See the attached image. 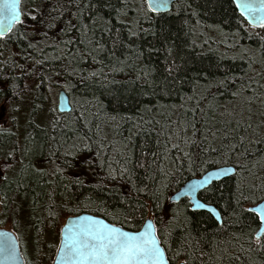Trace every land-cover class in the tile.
<instances>
[{"label":"snow or ice","instance_id":"1","mask_svg":"<svg viewBox=\"0 0 264 264\" xmlns=\"http://www.w3.org/2000/svg\"><path fill=\"white\" fill-rule=\"evenodd\" d=\"M174 2L40 0L36 4L33 0V6L24 12L21 0H0V41H18L21 47L17 54L23 61H0V93L5 99H15L23 91L17 90L13 82L17 79L12 75L15 69L25 79H38L37 88L47 82L51 91L53 84L58 85L62 89L61 115H56V108H50L53 119L48 122L52 129L48 137L49 154L59 160L53 174L62 177L65 169H78L71 184L78 205L97 204L103 208L111 198L119 203V209L111 214L115 223L91 214L65 219L58 230L56 264H196V261L211 264L214 260L234 264L241 260V255L264 251V195L259 201L255 197L257 192L264 193V135L258 131L264 128V107L259 110L260 120L254 126L257 114L254 108L257 104L264 106V67L256 70V57L249 55L252 50L242 45L240 37L241 31L247 34L244 22L264 32V0H223L235 5L241 18L238 30L231 33L234 42H225L227 51L219 54L214 65L195 70V75L185 81L178 80L175 73L190 61L176 51L179 45L170 43L179 38L178 31H172L168 25ZM215 4L222 9L221 0H215ZM129 11L135 15L126 20ZM226 11L222 10V17ZM191 14L196 16L197 12L193 10ZM141 20L150 27H143ZM116 23L127 27L126 35ZM188 23L183 21L184 25ZM228 23L229 20H221V24ZM215 27L223 33L219 24ZM149 35L152 40L143 41L148 45L146 50L143 44H136ZM255 35L262 53L260 63L264 65V35ZM161 49L171 59V63L166 62L162 77L155 67L140 62L145 51L150 55ZM225 59L245 61L247 68L239 71H233V65L221 68ZM125 69L131 72L125 75ZM216 72L220 75L216 76ZM202 73L206 83L200 85ZM118 74L120 80L116 79ZM192 81H195L193 95L181 96L182 83ZM197 86L204 88L203 94H196ZM81 88L92 100H78L76 109L68 107V94H79ZM97 91L112 105L111 113L106 111ZM174 95L179 104L161 102ZM225 95L230 99L222 105L218 97ZM88 105L96 111H89ZM122 105L135 109V117L121 115ZM39 108L41 105H35L33 112ZM64 112L73 115L65 119ZM102 119H106L107 131L98 122ZM29 122L34 123L31 119ZM34 139L31 133L25 137L29 143ZM38 154L42 153L29 147L24 153L29 162L17 161L19 179L10 181L16 185L17 193L26 192L33 175H45L44 169L36 166L42 162L36 161ZM7 156L9 159L0 161V205L6 208L10 197L2 187L8 180L5 172L16 168L11 162L14 152ZM212 164L223 166L208 170ZM193 169H202L203 174L196 177ZM185 171L194 178L170 190ZM229 174L235 178L237 195L228 204L231 211L225 208L222 214L205 201L208 193L217 190L214 182ZM81 190H87L88 195ZM182 199L188 201L187 211L209 212L214 230L205 227L193 235L190 218L180 211ZM48 201V215L53 220L61 212L70 211L67 203L57 205L52 193L48 194ZM249 201L251 206L244 207ZM104 211L109 214L106 208ZM236 223L249 226L248 247L239 244L236 252L228 247L221 249L223 241L215 237ZM252 224H258V230L251 228ZM175 232L180 235L174 250ZM232 240L239 243L240 237L233 234ZM0 256L11 264H25L16 251V241L7 232H0Z\"/></svg>","mask_w":264,"mask_h":264},{"label":"trees","instance_id":"2","mask_svg":"<svg viewBox=\"0 0 264 264\" xmlns=\"http://www.w3.org/2000/svg\"><path fill=\"white\" fill-rule=\"evenodd\" d=\"M129 2L130 4H138L139 0H129ZM221 2L222 9L215 4V0H212L211 3H206L205 0H177L173 3L172 15L168 17V25L171 27L172 31H178L179 38H173L170 43L179 45L176 51L180 55H186L187 59L190 61L187 64H183V62L180 60L176 61L177 63L183 64L182 68L177 73H175L178 80H189L195 75V70L200 68H208L209 65H214L219 58V54L227 51L226 43L234 42L231 33L238 30L237 22L240 21L241 18L238 10L235 9V5H230L226 2H223V0H221ZM35 3L39 4L40 0H35ZM188 4L191 5V8L186 7ZM21 6L22 10L27 12L33 6V0H22ZM193 10L197 12L196 16H192L191 13ZM222 10H227L223 17L221 15ZM134 15V11H129L127 17L124 19H130ZM25 19L27 22V18ZM222 19L229 20V23L221 24ZM185 20L189 22L187 25L183 24V21ZM197 20L200 21L199 25L196 24ZM217 24H219L223 29V33L215 27ZM141 25L145 28L150 27L149 23L144 20H141ZM209 25H212L213 27H209ZM156 26L159 27V22H157ZM244 26L247 30V34H245L244 31L240 32L241 43L243 46L252 50L249 55H255L257 61L256 70L260 71L264 65H261L260 63L262 53L260 50V44L257 42L258 37L255 35V33L264 35V32H260L258 28L253 29L248 27L246 22H244ZM116 27L125 35L127 34L126 26L116 23ZM190 28L192 29L191 31ZM224 34L228 35L225 36ZM151 40L152 37L149 35L143 37L141 40H137L136 44H143V48L146 50L148 45L143 43V41ZM205 41H207V43H205ZM19 47H21V45L18 41H0V61L7 59L9 62H11L13 59H16L18 63H23L17 54ZM160 47V44L157 42V48ZM228 55L231 56L232 52H228ZM140 62L155 67L157 69V75L162 77L165 74L166 62L171 63V59L168 58L167 53L161 49L159 52H152L150 55L147 53V51H145V56ZM226 65H233V71H239L240 69L247 68L245 61L240 60L232 61L225 59L221 64V68ZM130 72V69H125L124 74L127 75ZM12 75L17 77V79L13 81L17 85V90L23 89V91L20 93V95L16 96L15 99L11 97L5 99L4 94L0 93V106L4 104L8 107L6 114L12 119V124L10 127L0 129V161L9 159L7 153L14 152V158L11 160V162L16 165L15 169L5 172L8 180L4 182L2 187L5 191H7L10 201L7 208L3 205H0L2 212L0 214V225L11 223L15 232L18 233L20 243L22 244L28 239V237L31 236L35 248L39 252L45 240L52 242L50 239L48 240L46 236L48 234H53V232L58 233L62 221L69 215L88 211L104 216L109 221L115 223V217L111 215L115 210L119 209V203L115 198L109 199L103 208L98 207L97 204L78 205L76 199L73 196L75 189L71 186L73 173L78 171V169H65L64 175L62 177L58 174H53V169H55V167L59 164V160L49 154V145L51 142L48 140V137L52 135V129L48 127V122L53 119V114L49 112V109L56 108L58 110V108L54 104L49 106V103L50 100L53 99L52 92L56 89L60 90L61 88L58 85L53 84L52 90L48 91L49 85L47 82L41 87L37 88L35 85L39 83V80L25 79L19 69H15ZM215 75L219 76L220 72H216ZM116 79L120 80L121 75L118 74ZM208 79L212 80L213 76L209 75ZM194 83L195 81H192L191 83H182V86L179 89L180 95H193ZM205 83L206 81H204L202 73L200 85ZM25 85L28 86L27 89H25ZM212 91H215V89H212ZM203 93L204 88L197 86L196 94ZM68 95L70 97V102L73 109L78 107V100H92V96L89 93L84 92L82 88L80 89L79 94L70 92ZM96 95L100 97V91H97ZM100 99L103 101L106 111L111 113L112 105L108 102L107 98L100 97ZM229 99L230 97L227 95H225L223 98L218 97V101L222 105L227 104ZM161 102L168 104H179L180 100L174 95L171 99L165 98V100ZM35 105H41V108L33 112ZM87 107L89 108V111H96V108L92 107L91 105H88ZM262 107L264 106L257 104L256 108H254V113H257L254 116V126L255 123H258L260 120L258 112ZM17 108L19 111L15 110ZM176 111L178 114L179 109ZM45 114L46 117L44 118ZM120 114L132 115L135 117L136 112L135 109H131L128 105H122ZM56 115H61L59 110L57 111ZM71 115H73L71 112L63 113L65 119ZM152 115H155V113ZM173 118L175 119V116ZM30 119L34 121V123L30 124ZM156 119H160V117L156 116ZM61 122L63 123L64 121ZM98 122H100L102 127H105V131H107L106 119H102ZM37 124L39 125L38 128L35 127ZM125 128H127V125H125ZM258 131L261 135H264V128H261ZM29 133L35 137L31 143L25 140V137ZM41 145H43L42 148L40 147ZM29 147L35 148L38 153H42L36 156V161H42L40 163H36V166L43 168L45 175H33L27 182L29 186L26 192L25 190H21L19 193H17L15 191L16 185L14 183H10V181L19 179V177L16 175V172L19 171L20 168V165L17 163V161L23 159L24 164L29 162L28 159L24 157V153ZM216 166L220 165H208V169ZM193 171L195 172L196 176L203 174L202 169H193ZM140 174L142 176L143 172L141 171ZM192 177V173L185 171L184 174L172 184L170 190L178 189L185 181ZM65 185H68V187L65 188ZM214 187L217 188V190L208 193L207 200L205 202L214 204L222 212V214H224L223 210L225 208H227V210L230 212L231 208H228V204L230 201L234 200L237 195L235 178L231 175L229 177H224L220 181H215ZM126 190L127 189H125V191ZM81 191L83 192V195H88L87 190ZM49 193L53 194V199L57 205L61 203H67V207L70 209V211L65 210L61 212L60 216L56 220H53L48 215L47 205L49 203ZM37 194H39V196H37ZM261 195H264V193H255L257 201H259ZM201 197L203 198V193H201ZM82 198L83 197H81V199ZM187 204L188 201L186 199H182L180 201V211L182 213L186 212L190 218L191 223L189 228L192 230L193 235L205 227L214 230L215 223L209 218L211 215L209 212L206 210H199L197 212L187 211L185 207ZM243 206L249 207L251 206V202H245ZM105 208L109 213L108 215H105ZM55 210L56 209H54V211ZM247 215V213L244 214L245 218ZM250 227L256 228L257 230L259 228L258 224H252ZM249 230V226H246L245 224H231L223 235L215 237V239L223 241V243L220 245L221 249L228 247L230 251L236 252L239 249V244H243L245 248L248 247L246 240ZM233 234L240 237L239 243L232 240ZM179 235V232L173 233L172 241L174 244V250L175 247H178ZM56 247L57 245L54 247L52 244V256L50 258L51 262L55 255ZM205 250L208 251V249ZM217 255H219V250ZM35 256H37V253H35ZM25 260L26 264H31L28 262L29 260L27 259V256L25 257ZM37 261L38 257L36 259V262ZM242 262L243 264H264V251L241 255V260L234 261V264H242ZM196 264H201V262L196 261ZM205 264H207V262H205ZM211 264H220V262L214 260L211 262ZM224 264H228V262L224 261Z\"/></svg>","mask_w":264,"mask_h":264},{"label":"rangeland","instance_id":"3","mask_svg":"<svg viewBox=\"0 0 264 264\" xmlns=\"http://www.w3.org/2000/svg\"><path fill=\"white\" fill-rule=\"evenodd\" d=\"M58 93H59V89H56L52 92V98L50 100L49 106L54 104L55 106H57L58 103ZM7 106H5L4 104L2 106H0V119H2L3 114H5L6 110H7ZM2 109H4L2 111ZM46 110V109H45ZM46 117V114L44 115V118ZM6 120V116L4 117L3 121L5 122ZM65 220V219H64ZM64 220L62 221V224L64 222ZM61 224V226H62ZM5 227L11 228L13 229V226L11 223H7L4 225ZM17 233V232H16ZM18 236V233H17ZM46 238L49 240H51L52 242H48L47 240L44 241V243L42 244L40 251L38 252L35 248L34 242L32 237H28L27 240H25L23 242V244L21 243V248L23 249V255L24 257L27 256V259L29 260L28 262H30L31 264H51V256H52V244L55 247V245H57L58 243V233L53 232V234H48L46 236ZM35 253H37V256H35ZM38 257V261L36 262V259Z\"/></svg>","mask_w":264,"mask_h":264},{"label":"water","instance_id":"4","mask_svg":"<svg viewBox=\"0 0 264 264\" xmlns=\"http://www.w3.org/2000/svg\"><path fill=\"white\" fill-rule=\"evenodd\" d=\"M175 1H177V0H175ZM257 2H258V0H257ZM21 4H22V0H21ZM172 6H173V4L171 5V8H172ZM21 8H22V6H21ZM238 12H239V11H238ZM61 91H62V89H60V91H59V93H58V104H57V108H58V110H59V108H60V104H61V98H60V93H61ZM67 106L72 108L71 103H70V97H69V95L67 96ZM222 166H223V165L216 166V167H213V168L208 169V170H214V169L219 168V167H222ZM201 175H202V174H201ZM201 175H200V176H201ZM230 175H231V174H229V176H230ZM196 177H199V176H196ZM193 178H194V177L188 179V180L185 181L184 183H186V182L192 180ZM184 183H183V184H184ZM183 184H182V185H183ZM182 185H181V186H182ZM212 205L215 206L214 204H212ZM215 207H216V206H215ZM217 209H218V208H217ZM218 210H219V209H218ZM81 214H84V215H87V214L95 215V216H97V217H99V218H102V219L106 220L107 222L114 223V222H111V221H109L108 219H106L104 216H101V215H98V214H95V213H92V212H88V211H84V212H81V213H78V214H72V215H69V216L66 217V219H67L68 217H72V216H76V215H81ZM64 221H65V220H64ZM63 223H64V222H63ZM0 232H7V233L9 234V236H10L14 241H16V251H17V253L20 254L21 259L25 262V258H24V256H23L22 249H21V244H20V241H19V238H18L16 232H15L13 229L8 228V227H5V226H0ZM0 264H11V262L8 261L7 259H5L3 256H0ZM17 264H18V262H17ZM52 264H56V254H55V257H54V259H53Z\"/></svg>","mask_w":264,"mask_h":264},{"label":"flooded vegetation","instance_id":"5","mask_svg":"<svg viewBox=\"0 0 264 264\" xmlns=\"http://www.w3.org/2000/svg\"><path fill=\"white\" fill-rule=\"evenodd\" d=\"M3 110H4V109H2V111H3ZM5 116H6V120H5V122H4L3 119H4ZM11 124H12V119L9 118V117L7 116V114H6V112H5V114H3L2 119H0V129L8 128V127L11 126ZM15 131H16V129H15ZM1 213H2V212H1V207H0V214H1ZM0 226H3V225H0ZM55 254H56V252H55ZM54 257H55V255H54ZM54 257H53V259H54ZM53 259H52V261H53Z\"/></svg>","mask_w":264,"mask_h":264}]
</instances>
